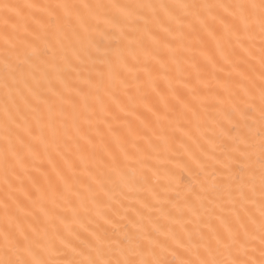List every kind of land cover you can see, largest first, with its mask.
<instances>
[{
    "label": "snow or ice",
    "instance_id": "obj_1",
    "mask_svg": "<svg viewBox=\"0 0 264 264\" xmlns=\"http://www.w3.org/2000/svg\"><path fill=\"white\" fill-rule=\"evenodd\" d=\"M0 264H264V0H0Z\"/></svg>",
    "mask_w": 264,
    "mask_h": 264
},
{
    "label": "bare ground",
    "instance_id": "obj_2",
    "mask_svg": "<svg viewBox=\"0 0 264 264\" xmlns=\"http://www.w3.org/2000/svg\"><path fill=\"white\" fill-rule=\"evenodd\" d=\"M169 2H172V0H169Z\"/></svg>",
    "mask_w": 264,
    "mask_h": 264
}]
</instances>
